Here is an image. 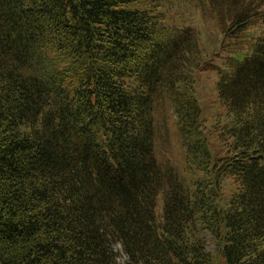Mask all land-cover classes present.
<instances>
[{
  "label": "trees",
  "instance_id": "16d2710c",
  "mask_svg": "<svg viewBox=\"0 0 264 264\" xmlns=\"http://www.w3.org/2000/svg\"><path fill=\"white\" fill-rule=\"evenodd\" d=\"M121 248L264 264V0H0V264Z\"/></svg>",
  "mask_w": 264,
  "mask_h": 264
},
{
  "label": "rangeland",
  "instance_id": "374dc122",
  "mask_svg": "<svg viewBox=\"0 0 264 264\" xmlns=\"http://www.w3.org/2000/svg\"><path fill=\"white\" fill-rule=\"evenodd\" d=\"M211 30L212 29H210L209 35L211 34V37H212ZM216 36H217V32H216ZM204 40H206V39L204 38ZM246 42H248L247 38L244 40V45H245ZM207 45L209 46V41L208 40H207ZM222 66L225 67V65H222ZM201 77H202V89H203V91L201 89L200 92L202 94H204V97H208L210 95V93L213 92V88L215 87V82L217 80V75L215 73H213V72H211V73H208V72L206 73L205 72V73L202 74ZM207 87L210 88L211 91L209 89H207ZM160 114L161 115L165 114V108L160 110ZM173 122H174V120L170 121V123H169L170 124V143H169V137H166V136L163 138V141L161 143L164 146V148L167 149L165 158L166 159L167 158H172V156L174 158L176 157L175 161H177L179 164H181L183 162L184 157H185L184 156V152L185 151H184L183 146L181 145L180 140L178 141V137L179 136H177V134H175L174 128H173V130L171 129V124ZM164 131L166 132L165 129H164ZM209 247L213 248L214 245L212 243H210ZM119 251L121 252L120 255H119V258H118L120 263L121 264H128V262L126 261L127 258L125 256V254L123 253L122 248Z\"/></svg>",
  "mask_w": 264,
  "mask_h": 264
}]
</instances>
